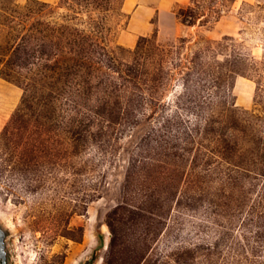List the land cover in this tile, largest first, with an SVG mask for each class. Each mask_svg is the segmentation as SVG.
<instances>
[{
  "label": "rangeland",
  "instance_id": "374dc122",
  "mask_svg": "<svg viewBox=\"0 0 264 264\" xmlns=\"http://www.w3.org/2000/svg\"><path fill=\"white\" fill-rule=\"evenodd\" d=\"M125 1L0 0L7 264H264V0ZM27 28L86 34L91 82L19 111Z\"/></svg>",
  "mask_w": 264,
  "mask_h": 264
},
{
  "label": "trees",
  "instance_id": "16d2710c",
  "mask_svg": "<svg viewBox=\"0 0 264 264\" xmlns=\"http://www.w3.org/2000/svg\"><path fill=\"white\" fill-rule=\"evenodd\" d=\"M13 29L15 28H9L8 32ZM85 36L86 34L76 32L73 28H27L24 32L12 36L11 41L5 46L7 48L5 54L8 57L1 73L11 80L21 82L16 66L36 65L39 68L36 72L38 76L27 77L23 82L25 92L19 111L34 104L42 109L47 103V98L58 96L66 89L64 85L72 89L82 85V82L84 84L91 82L92 71L83 73L82 70L84 67H92L94 53L101 52L78 44L74 46L70 41L67 45L62 44L64 39L73 40L77 37L82 39ZM99 48L105 49L102 46ZM127 70L129 75L133 74L135 77L143 73L142 67L137 64L128 67ZM89 86L92 87L91 84ZM103 103L108 105L109 101Z\"/></svg>",
  "mask_w": 264,
  "mask_h": 264
},
{
  "label": "crops",
  "instance_id": "0c3cea01",
  "mask_svg": "<svg viewBox=\"0 0 264 264\" xmlns=\"http://www.w3.org/2000/svg\"><path fill=\"white\" fill-rule=\"evenodd\" d=\"M143 0H126L125 1V7H132L135 3V9H134V15L132 16L133 19H135L136 25H139V28H152L151 26H147V19L149 16L153 15L157 8L162 7L160 4L158 7H150L143 5ZM133 21V20H132ZM124 42H133L134 38L129 35L123 36Z\"/></svg>",
  "mask_w": 264,
  "mask_h": 264
},
{
  "label": "water",
  "instance_id": "95a60500",
  "mask_svg": "<svg viewBox=\"0 0 264 264\" xmlns=\"http://www.w3.org/2000/svg\"><path fill=\"white\" fill-rule=\"evenodd\" d=\"M0 255L3 256L4 264H7V252L5 249V233L4 232H1Z\"/></svg>",
  "mask_w": 264,
  "mask_h": 264
},
{
  "label": "flooded vegetation",
  "instance_id": "af4514ba",
  "mask_svg": "<svg viewBox=\"0 0 264 264\" xmlns=\"http://www.w3.org/2000/svg\"><path fill=\"white\" fill-rule=\"evenodd\" d=\"M1 232L5 233V237H6V234H7V232L4 230V228L2 226H0V240H1ZM5 249H6V252H7L6 239H5ZM0 264H4V259H3L2 255H0Z\"/></svg>",
  "mask_w": 264,
  "mask_h": 264
}]
</instances>
